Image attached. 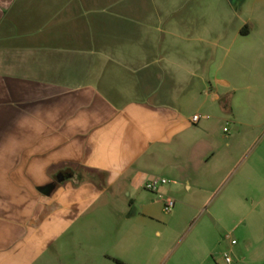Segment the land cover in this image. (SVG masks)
Wrapping results in <instances>:
<instances>
[{"label":"crops","instance_id":"1","mask_svg":"<svg viewBox=\"0 0 264 264\" xmlns=\"http://www.w3.org/2000/svg\"><path fill=\"white\" fill-rule=\"evenodd\" d=\"M129 1L0 0V264H264V0Z\"/></svg>","mask_w":264,"mask_h":264},{"label":"rangeland","instance_id":"2","mask_svg":"<svg viewBox=\"0 0 264 264\" xmlns=\"http://www.w3.org/2000/svg\"><path fill=\"white\" fill-rule=\"evenodd\" d=\"M129 2L137 4L142 8L147 7L149 3L152 2L156 3L159 6L179 5L181 9L184 7L188 9L190 7H194V10H192V14L195 15L196 20L200 23L199 25L204 26L203 32L205 34H210L211 36H214V32L217 28L216 24L218 26L219 22L223 23L227 28H229V30L232 28L231 24L227 23L232 20V10H242V12H245L244 18L249 17L252 19L258 18V16L261 14L262 8V0H130ZM184 13V10H181L179 14L183 15ZM233 22L234 26L238 25L240 24V19H234ZM195 29H197V27L194 26L185 31H183L184 29L182 28L181 31L183 32L181 33L188 35L193 34V31ZM208 116L209 115L203 116L202 119L207 120L206 117ZM221 129L222 133L226 135L228 131H231L230 125L226 124L225 122L221 123ZM240 130L245 129L243 126H240ZM259 132H264V122L259 128ZM261 195H264V188L261 191ZM250 226L260 229L263 226V217L255 215L253 218L250 219Z\"/></svg>","mask_w":264,"mask_h":264},{"label":"built area","instance_id":"3","mask_svg":"<svg viewBox=\"0 0 264 264\" xmlns=\"http://www.w3.org/2000/svg\"><path fill=\"white\" fill-rule=\"evenodd\" d=\"M203 116L201 115H195L193 116L192 118V123L193 124H197L200 122V120L202 119ZM226 131V130H224ZM167 183H169V181H167L166 179H155V180H152L150 182H148L146 185H145V188L149 191H152V192H156L158 191V189L163 186V185H166ZM174 208V202L172 200H166L165 203H164V212L169 214L172 212ZM233 244H236V242L234 241ZM225 261L227 263H230L231 262V259L228 255H225Z\"/></svg>","mask_w":264,"mask_h":264},{"label":"water","instance_id":"4","mask_svg":"<svg viewBox=\"0 0 264 264\" xmlns=\"http://www.w3.org/2000/svg\"><path fill=\"white\" fill-rule=\"evenodd\" d=\"M64 180H65V177H64L63 174L60 175V176H58V177L55 179V181H56L57 183H60V182H62V181H64Z\"/></svg>","mask_w":264,"mask_h":264}]
</instances>
